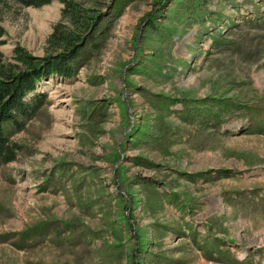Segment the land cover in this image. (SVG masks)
Returning a JSON list of instances; mask_svg holds the SVG:
<instances>
[{
  "label": "rangeland",
  "instance_id": "rangeland-1",
  "mask_svg": "<svg viewBox=\"0 0 264 264\" xmlns=\"http://www.w3.org/2000/svg\"><path fill=\"white\" fill-rule=\"evenodd\" d=\"M74 1V73L0 124V264H264V0ZM3 6L30 76L62 4Z\"/></svg>",
  "mask_w": 264,
  "mask_h": 264
},
{
  "label": "trees",
  "instance_id": "trees-1",
  "mask_svg": "<svg viewBox=\"0 0 264 264\" xmlns=\"http://www.w3.org/2000/svg\"><path fill=\"white\" fill-rule=\"evenodd\" d=\"M53 0H0L3 5H14L19 8H41ZM62 4L61 19L52 27L47 38V46L51 55L42 62L28 55L21 48L13 51L12 61L31 68L35 73L26 76V73H14L15 65L4 61L0 53V124L13 123L16 118L24 120L33 116L42 103H32L26 95L30 92L34 77L41 80L50 75L72 76L75 70V60L83 47V37L95 22V16L88 14L74 0H59ZM4 34L0 27V39ZM36 101V100H35ZM4 128L0 126V156H8L11 150L7 146ZM7 161L12 160L10 157Z\"/></svg>",
  "mask_w": 264,
  "mask_h": 264
}]
</instances>
